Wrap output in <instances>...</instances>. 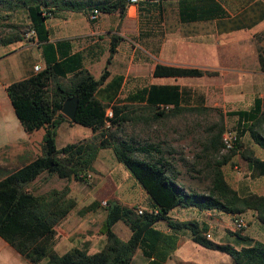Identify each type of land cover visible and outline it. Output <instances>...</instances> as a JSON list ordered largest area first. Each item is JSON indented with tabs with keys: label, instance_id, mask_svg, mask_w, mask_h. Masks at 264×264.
Here are the masks:
<instances>
[{
	"label": "trees",
	"instance_id": "trees-1",
	"mask_svg": "<svg viewBox=\"0 0 264 264\" xmlns=\"http://www.w3.org/2000/svg\"><path fill=\"white\" fill-rule=\"evenodd\" d=\"M3 0H0L2 3ZM149 1V0H147ZM127 0H5L6 7L22 6L29 20L27 30L32 29L35 40L41 46L43 65L27 76L8 82L4 89L9 97L13 112L20 119L26 131L43 127L41 150L36 156L17 165L0 176V237L8 242L31 264H131L135 250L139 248L144 260L142 264H164L178 242V231L187 228L190 238L204 247H212L226 252L233 264H264V240H251L237 233L243 245L215 241L205 236L208 224L196 219H175L168 211L176 205H190L198 209L214 208L230 214L252 210L264 225V193L239 191L225 179L221 164L228 161L235 149L242 146L240 137L248 132L252 140L264 147V135L259 131L261 112L264 106V90L254 98L249 108L235 107L226 111L237 117L234 145L230 153L214 159L209 173L206 191H195L174 180L177 168L164 155V147L156 141H137L130 137H119L115 128L121 127L130 117L129 104L137 103L151 112L156 119L179 106L181 94L176 85L168 83L141 85L128 92L125 99L129 103L110 102L117 94L122 74L113 75L101 89L99 85L108 75L107 68L96 78L82 67L81 51H72L67 37L51 41L46 25L47 12L53 15L57 9L71 8L87 13L95 6L100 12L118 8L122 13ZM91 19V18H90ZM23 39L21 29L1 37L0 45ZM117 35H111L109 53L116 49ZM258 66L264 70V49L258 51ZM217 69L175 66L155 63L153 74L202 75L216 73ZM264 85V81H263ZM104 87V86H103ZM78 96L73 118L60 112L62 101L68 95ZM98 94H105L107 100ZM110 102V103H109ZM110 104L111 116H105V108ZM170 111V112H168ZM89 125L96 132L90 137L66 141L58 146L55 142L56 129L63 120ZM113 127L110 129V127ZM220 132L208 138V144L218 149L222 145ZM112 147L115 157L124 164L140 182L150 197L149 207L137 211L134 205H127L111 197L105 201V219L99 231L105 236L101 248L91 252L84 247L74 246L57 253L54 225L69 211L75 198L68 195V186L50 188L47 192H35L29 187L42 171L57 177L84 179L90 170H95L93 161L101 148ZM240 156L253 176L264 174V157L254 155L251 149H244ZM182 159V158H181ZM193 169V165H189ZM96 201H90L85 208H92ZM155 209V210H153ZM163 219L168 230L155 226ZM124 221L129 234L121 238L113 225ZM44 258V261L40 262Z\"/></svg>",
	"mask_w": 264,
	"mask_h": 264
},
{
	"label": "rangeland",
	"instance_id": "rangeland-1",
	"mask_svg": "<svg viewBox=\"0 0 264 264\" xmlns=\"http://www.w3.org/2000/svg\"><path fill=\"white\" fill-rule=\"evenodd\" d=\"M28 25L29 20H27L22 6H14L13 9H9L6 7L5 0L0 3V38L12 34L15 29H21L23 40L31 42L27 33ZM247 41L246 38H243V42L246 43ZM16 43L19 44V42ZM251 45L252 63L249 65L250 70L248 72L230 74L227 71L228 69L222 67L224 73L218 76L215 75L216 78L209 76L205 77L204 80L191 81L190 85L195 90L190 91L191 96L189 99L187 98L188 101H185L187 103L184 104L183 108L173 112L168 111L170 113L162 115L160 118L152 119L150 118L151 112L148 109H143L137 103L129 104L128 111L130 118L121 127L115 128L118 136L130 137L133 140L142 142L144 140L161 143V146L165 149L164 155L177 168L174 180L183 186L190 184L193 186V190L206 191L210 178L211 164L214 159L216 160L223 154L230 153V149H224L223 145L218 146V149L213 146L209 148L205 147V144H208V138L218 132H220L221 138L224 132L232 129L235 131L237 117L235 114H227L226 111L235 107L249 108L253 104L254 98L263 94L264 70L256 65V56L260 48L264 49V30L253 33ZM221 49L224 50V47ZM6 51H12V45H0V80L3 81L20 76V71L24 70L23 65L27 61L39 59L37 48L32 46L27 47L25 50L22 47H17L10 55L2 56ZM234 51H237V49L231 46L228 50L229 55L234 53ZM229 59L225 60L222 58L221 61L224 63L222 65L231 66ZM227 60L228 63H225ZM16 66L19 68L17 67L16 69ZM102 66L103 61L101 60L92 64L91 70L95 76H99ZM149 75V73H141L140 81L142 83L144 81V84L147 83ZM126 94H128V91L122 89L112 102L119 105L125 104L122 100ZM0 96L5 99V92L3 91ZM201 96H203V100L200 99ZM107 107L111 109L110 104ZM8 108L9 114L8 112L5 114L3 110H0V141L9 135H13L17 128L21 130L20 122L12 111L10 104ZM9 115L11 118H9ZM260 116L262 119L259 122V131L264 135V106ZM66 121L68 122L66 125L70 129L68 128L66 132L58 128L56 129L55 142L57 145L68 140L74 141L90 137L93 133L96 134V132L91 130L90 134L84 137L79 129L74 130L70 126L72 123L69 119ZM76 127L83 131L87 129V126L85 127L79 123H76ZM113 127L115 126L110 127V129ZM40 131V128H38L33 132V136L37 137ZM240 143H242V146L235 149L228 161L220 166L223 169L225 179L241 194L250 191L264 193V174L253 176L250 169L246 166L245 159L240 156V152L244 149H251L254 155L264 157V147L254 142L248 132H245L240 137ZM3 151L5 150L0 148V175L4 171L13 168L18 162L16 160L13 161V158ZM113 151L112 147L103 148L101 151H98L93 161L95 170H90L84 179L77 180L72 177L58 178L54 174L42 171L29 183V187L35 192H47L52 187L62 188L64 184L68 186V195L75 198L74 208L75 212H77L70 220L68 226H70V229L73 228V232L75 230H82L81 232L78 231L81 237L77 236L78 233H73L69 237L75 245L82 246L83 244L89 246V240H91L93 247H97L103 243L104 236L103 240H101V237H99V227L103 223L105 216V201L111 197H117L121 203L134 205L135 209L136 207H141V209L149 207L148 195L143 191L144 189L141 187L140 182L123 163L118 162ZM189 165H193V169L189 168ZM91 200L96 201L93 209H88L84 212L80 211ZM205 212L208 213L197 214L191 209L187 213L190 216L197 215L209 218L210 220L214 219L216 224L210 226L208 229L209 234L218 241L234 243L239 247L243 241L237 238V233L246 235L251 240H264V225L256 215H250L249 210L240 213L245 219V226L241 228H237L234 225L233 215L214 213L212 211ZM187 213L182 212L176 207L170 210L169 215L178 218V216H183ZM78 216H82L79 223L77 222ZM156 225L157 227H162L165 224L163 220H160ZM59 226L55 225V232L59 230ZM113 227L116 234L121 238H125L129 234V228L122 220L115 223ZM184 230V233L181 232V238L188 234V230ZM68 244L67 242L61 245L56 243L52 248L55 252L61 253L66 248L72 247L67 246ZM88 250L93 251L92 249ZM182 252L187 255L189 254L192 257L190 259L197 260L202 264H226L227 261L230 263L229 256L226 253L211 247L207 248L196 243H190L189 241L185 242ZM41 261L43 262L44 258ZM169 261L170 264L173 263L171 259ZM143 262L144 260L138 248L135 250L131 264H142Z\"/></svg>",
	"mask_w": 264,
	"mask_h": 264
},
{
	"label": "crops",
	"instance_id": "crops-1",
	"mask_svg": "<svg viewBox=\"0 0 264 264\" xmlns=\"http://www.w3.org/2000/svg\"><path fill=\"white\" fill-rule=\"evenodd\" d=\"M45 19L48 27V39L55 41L57 39H62V37H67L72 44L71 50L82 52V67L88 68L92 72V64L99 60L103 61V66L100 68V74L105 67L108 70V75L99 85L101 89L106 88L105 83L109 81L113 75L118 73L123 75V78L117 87V94L113 99L117 97L122 89L130 92L134 91L141 85L148 86L149 84L168 83L177 86V90H179V93L181 94L178 105L184 106V104L187 103L185 101H188L191 96L190 91L195 90L192 85H190L191 81L196 82L198 80H204L205 77L209 76L216 78L215 75L218 76L224 73L222 67L228 69L227 71H229L228 73L230 74H243L250 70L249 65L252 63L251 37L253 33L264 30V0H142L136 4L126 2L122 13L119 12L118 8H112L109 11H101L97 19H90L84 11H75L71 8L57 9L53 15L48 16ZM112 34L117 35V45L116 49L111 54L110 60L107 61L106 57L109 53V41ZM243 38H246L248 41L246 43L243 42ZM16 42H19V44ZM31 42H25L20 38L11 43L5 44L12 45V51H6L2 56L10 55L17 47H22L25 50L27 47L31 46L36 47L39 54V59L27 61L23 65L24 70L20 71V76L14 77L13 79L19 77L22 78L32 73V71H34L32 64L39 63L42 66L44 63L40 53L41 46L36 44L35 40H31ZM234 44L235 46H233ZM231 46L234 47V49H237V51H234V53L229 55L228 50ZM222 47H224V50L221 49ZM245 50L249 52H246ZM222 58L225 60L233 58L229 59L231 66H223L222 64L224 63L221 61ZM160 62L175 66L193 65V67L198 68H212L217 69V72L202 75H154L153 66L155 63ZM225 63H228V60ZM256 65H258V60H256ZM17 67L18 66L15 68L17 69ZM143 72L150 74L147 80L148 82L145 84L144 81L142 83L139 79L140 74ZM93 75L95 76L94 73ZM99 76L95 77L98 78ZM13 79L8 81L0 80L1 95L3 91L5 92V85ZM98 95L101 99L107 100L105 94ZM6 97L4 99L0 96V110H3V113L5 114L6 112L9 114L8 107L10 99L7 97V99H9L7 100ZM113 99H111L110 102H112ZM200 99L203 100V96H201ZM122 102L129 103L125 97ZM9 118H11L10 115ZM18 120L20 122L21 130L17 128L13 135H9L0 141V148L5 150L3 152L10 155L13 158V161H18L13 167H16L19 164L21 165L40 152V140L43 132L42 126L26 131L23 129L19 118ZM66 120L67 119L63 120L60 126L57 127L59 130L66 132L68 128L70 129V127L66 125L68 124ZM71 123L70 126H72L74 130L79 129L84 137L90 134L91 128L89 125H87L86 131H83L76 127L77 122L71 121ZM83 126L86 127V125ZM38 128H40L41 131L37 137H34L33 132ZM62 143L60 145H62ZM101 149L99 151H101ZM184 186L193 190V186L190 184H185ZM148 198L150 201L149 195ZM74 205L64 214L60 220L61 222L59 221L56 223L57 225H60L59 230L55 232L56 243L61 245L62 243L67 242L69 243L67 246L84 247L87 251H91L88 249L93 250L95 248L99 249L98 247L101 248L105 242V240H103L104 234L102 232H100L99 237H101L103 243L97 247H93L91 240L88 242L89 246L83 244L82 246L75 245L70 240L69 237L71 234L78 233L77 236L81 237L80 232L82 231L75 230V232H73V228L70 229V226H68L70 220L77 214ZM85 206L81 208L80 211L84 212L88 209H92L85 208ZM176 207L185 213L193 209L197 214L208 213L205 211H212L214 213H222L225 215L230 214L214 208L198 209L190 205H176L171 209H175ZM170 210L168 211V214ZM248 210L249 209H246L243 212H247ZM249 214L254 215V212L249 210ZM81 218L82 216L77 217L78 223L81 221ZM184 218L206 222L208 224L206 232L209 231L208 228L210 226L216 224L214 219L210 220L209 218L207 219L206 217H199L197 215L190 216L188 213L183 216H178V218L175 219L184 220ZM156 223L155 226L157 227ZM164 224V226L159 227L167 231L168 228L165 221ZM184 229L187 228L178 231L177 245L165 259L164 264H170V259L173 262L171 264H202L197 260L190 259L192 257H190L189 254L187 255L182 252L186 241L198 244L190 238L188 229V234L185 233L186 235L181 238V232L184 233ZM209 237L214 239L210 234ZM1 239L0 264L30 263L18 253L14 246H11L8 242ZM61 239H63L62 243ZM214 240L218 241L217 239ZM232 245L238 247V245L234 243ZM240 245H243V243ZM172 257L175 259H172ZM229 260L230 263L233 264L230 256ZM230 263L229 261L226 262V264Z\"/></svg>",
	"mask_w": 264,
	"mask_h": 264
},
{
	"label": "built area",
	"instance_id": "built-area-1",
	"mask_svg": "<svg viewBox=\"0 0 264 264\" xmlns=\"http://www.w3.org/2000/svg\"><path fill=\"white\" fill-rule=\"evenodd\" d=\"M142 0H127V2L129 3H139ZM100 11L95 7H91L89 12H88V17L91 19H97L99 17ZM48 16H51L49 12H47ZM27 33L29 34V36H33L34 38V32L32 29L27 30ZM34 41V39H33ZM41 65L39 63H34L32 64V68L34 71H37L38 69H40ZM105 116L109 117L111 116V109L110 107H106L105 108ZM235 131L232 130H228L226 132L223 133L222 137H221V142L223 145V148L226 150H229L230 148L233 147L234 145V140H235ZM89 174V173H88ZM137 211H141V207H136ZM155 210V209H153ZM233 223L237 228H241L245 226V219L243 216L240 215L239 212L233 213ZM205 236H209V231L205 232Z\"/></svg>",
	"mask_w": 264,
	"mask_h": 264
},
{
	"label": "water",
	"instance_id": "water-1",
	"mask_svg": "<svg viewBox=\"0 0 264 264\" xmlns=\"http://www.w3.org/2000/svg\"><path fill=\"white\" fill-rule=\"evenodd\" d=\"M78 102L76 94L66 96L62 101L60 112L72 119Z\"/></svg>",
	"mask_w": 264,
	"mask_h": 264
}]
</instances>
